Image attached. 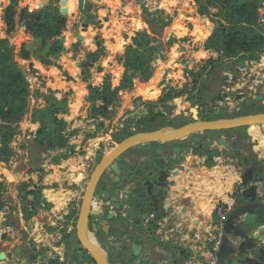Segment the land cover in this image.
I'll return each instance as SVG.
<instances>
[{"label": "crops", "instance_id": "1", "mask_svg": "<svg viewBox=\"0 0 264 264\" xmlns=\"http://www.w3.org/2000/svg\"><path fill=\"white\" fill-rule=\"evenodd\" d=\"M4 1L5 6L9 4V0ZM48 1L49 0H21L19 11L22 10L21 7L23 9L29 7L30 12L38 11L45 8L48 5ZM140 1H142L143 6L150 9V12L162 11L164 16L173 20V27L170 32L165 34L164 39L169 40L172 36L178 41V46L171 47L168 53H164L163 56H160L161 54L157 56L155 63H153V68H155L153 77L147 81L139 80L134 83V90H136L134 98L145 99L146 97L149 103H158L167 92L168 85L173 86L176 83L181 84L185 77L174 76L179 74L178 70H175V68L178 67L176 61L179 58L178 56L181 55V52L178 51L180 44H198V51L193 54L195 63H205V61L211 57L213 60L218 59L219 54L205 46V42L213 33V29H216L215 26L211 27V24L209 25L210 22L200 21V26L197 27H199L201 31H209V33L205 38L199 41H196L197 39L193 35V32L196 31V25L193 22L194 19L190 16V12L193 9L195 0H84L85 5L83 11L79 10V3L77 0H69L67 2V28L63 32L64 48L66 51V53L64 51L63 55L66 57H62L57 62V65L62 69H58L56 66H50L49 68L44 67L45 70H43L41 64H37L33 61H31V63L35 64V67H41L43 74H46L44 76L47 80L45 87L42 88L43 92L47 93L52 91L58 100L65 99L68 101V115L65 121L70 127V123L78 125L76 119L80 116L84 117V114L89 110V87H101L104 85L106 79L103 73L105 66L102 60H107V55H104L103 59L96 63V65H90V67L95 65V72L92 71L93 76L89 82L84 81L86 73L82 78H77V76H79V71L81 72V68H83L84 61L87 59V55H94L101 50H103V54L110 55L118 51L119 47H122L123 51L121 52V57L124 55L127 46L132 44V40L136 37L138 32L144 29L146 31L148 30L143 20V8L140 6ZM183 14L186 16L185 19H182ZM17 21H19V17H17ZM260 21L264 24V9H260ZM0 22H2V20ZM1 24L3 25V23ZM83 24L89 25V29H84ZM99 24L102 25L101 28H99ZM94 26L97 28H93ZM188 26H191V30ZM24 30L25 28L20 36L22 41L26 38ZM79 38H81V40H79ZM1 39H3L2 36ZM97 41L101 43L99 47L96 45ZM240 63H238V66ZM78 64H80V66ZM242 64H244V68L239 66V71L242 72V74L251 70L246 63ZM172 70L174 71L172 72ZM228 75L229 79L233 76V72L230 71V69H228ZM123 76L124 73L122 77L120 76L117 79L114 77V81H116L117 84H111L112 90L120 85ZM224 76H226V74L223 73L222 77ZM256 84L257 83L254 81H251V85L246 82L245 87L250 89L252 86H257ZM259 85L261 84L259 83ZM59 87L62 88L60 89ZM143 88L146 90L145 93L147 94H143ZM130 92L132 91H127L123 93L122 96L126 94L130 97ZM210 92L211 91H209L208 94ZM181 96L180 98L182 99L180 102L183 103L189 98L190 94L188 93ZM206 97L208 98V96ZM130 100H132V98H130ZM32 102L34 105L35 101ZM132 102L133 101H131V103ZM42 103L43 102L38 101L36 107L43 108L45 103ZM167 105L174 106L172 102H169ZM236 105L239 106L238 103H236ZM161 110L162 108L159 109V111ZM179 114L182 115L181 112H179ZM180 115H173L172 118ZM185 115L187 116L186 113ZM23 126L27 127L29 137H32L34 132L36 130L38 131L40 124H33L32 116L29 115L24 121ZM244 136L245 133L237 131H233L226 136H221L229 142L230 149L233 151H240V154H242L241 157L235 153L230 158L220 155L215 162L209 166L207 163H204L205 158L203 156L186 155L185 161L177 165L175 167V173L173 172L169 177L170 184L167 186L168 188L164 197L162 221L156 226V233L145 234L139 240L133 237L131 244L135 243L143 247L144 251L147 250L150 252L154 242H157L162 247L167 246L169 250L174 251L176 256H178L179 264H207L212 247V244H209L207 239L217 222L215 206L220 203H230L231 200L234 199L233 196L239 193L238 184L241 179L240 173L242 171L238 166L239 161H242L243 157H251L252 153L258 154L260 157L264 158V126L251 127L247 129L246 136H248V138L246 139V136ZM78 138L77 140L79 141L82 139L81 136ZM14 144L17 145L16 142ZM29 145L32 147V139H29ZM34 145L37 146L35 142ZM147 149L148 146H141L122 156V159L125 158V164L122 162V167L125 169V172L126 170H132V168H134V166L130 164L131 161L134 162V158H141V165L138 166V169L141 166L145 168L142 163L147 165V163L150 162L149 157L146 158L143 156ZM76 165V163L68 162L65 168H61L60 166L55 168L54 162L43 161L40 163L39 169L37 168L38 170L33 171L30 175L28 171L21 168H9L6 164L0 163V180L5 181L9 186V190L5 197L11 199L10 203H19V192L16 187L21 183H26L29 185L28 190L35 191L40 188H45L42 193V199L44 198L48 203L55 205L53 210L41 207L37 210L32 220H26L28 223L24 221L22 214H20L19 220H17L19 221V226L16 227L14 226L15 223H7L12 214L10 208L11 204L9 202L7 203V206L0 211V254H8L11 260H7L2 264H20L17 260V256H15V251L18 247L22 248V252L25 256L28 254V249L25 247L26 244L21 245L22 234H25L29 239L36 238L37 248H48L49 251H47V255L51 254L55 256V259H59L62 263L65 262L64 264H83V262L87 264L94 263L87 251H84L82 256L78 254L79 250H83L77 231L79 212L70 220L66 219L69 215L68 207L70 208L72 205L70 202L75 203L78 199L79 191L77 187L74 190L75 192H72L71 190L73 189H70L65 191V193L57 194L53 190L54 185H60V182L64 181L66 176L65 181L71 182V184L77 183V186H80V182H78L82 176L80 173H75L76 177L70 180L68 178V176L70 177V173L78 168ZM181 167L184 169L181 170ZM53 168L57 169V171L52 173ZM134 169H136V167ZM137 170L134 171V173L137 172ZM66 171L67 174H64ZM68 171H70V173H68ZM60 173L62 176L59 175ZM106 178L108 184L114 187L109 189L108 185L103 186L101 194L94 198L93 211L91 212V217L88 222L90 228L88 239L95 246L102 249L109 247L110 241L117 246L119 244L124 246L128 244L122 241L124 234L116 232V219L109 218L112 213L109 207L112 204L110 202H104L101 199V195L109 192L108 189L111 191V194L116 191L115 177L108 173ZM58 180L61 181L59 182ZM67 192L71 193L70 197L66 194ZM52 195H55V200H51ZM33 200V197H29V201ZM244 204L248 205V201H245ZM77 208L76 205L72 211H76ZM56 216H58L57 219L52 221L51 219ZM47 226L53 228L52 233L46 232ZM15 230L17 231L14 232ZM5 234L8 236L3 240L2 236ZM70 244H72V247L75 249V258L69 261L68 251ZM183 251L186 252V255L183 254ZM38 256L40 259L39 253ZM81 258L85 260L82 262ZM29 264L35 263L30 262ZM111 264L124 263L119 260V258H116V256H113Z\"/></svg>", "mask_w": 264, "mask_h": 264}, {"label": "water", "instance_id": "2", "mask_svg": "<svg viewBox=\"0 0 264 264\" xmlns=\"http://www.w3.org/2000/svg\"><path fill=\"white\" fill-rule=\"evenodd\" d=\"M68 1L63 0L66 16L68 14ZM77 2L79 3V10L83 11L84 0H77ZM204 3L205 0H201L198 9L191 11L190 14L201 12ZM83 25L84 29H89V25ZM101 27L102 25L99 24V28ZM93 28L97 27L94 26ZM23 29L16 19L15 31L9 36V39L15 41L21 36ZM51 45V42H48L43 50L34 52L32 58L34 60L47 59L52 49ZM96 45L99 47L101 43L97 41ZM246 64L248 65V63ZM78 65L80 66V64ZM243 65L242 63L239 64L241 68H244ZM21 72L27 78L23 68H21ZM222 72L226 74L221 79L224 91L219 92L211 99V103L221 104L220 111L215 112L216 120L200 121L199 108L195 107L191 109L193 122L185 125V127L135 134L123 140L116 149L112 151L107 149L108 154L89 179L90 182L83 197V204L77 221L78 238L83 247V250L78 251L79 255L82 256L84 251H87L94 262L93 264H111L113 256L119 258L124 264H176L178 256L167 246L162 247L159 243L154 242L150 252L147 250L145 252L143 247L135 243L131 244L133 237L139 240L145 234H153L158 223L162 221L163 215L160 211L158 197H162L164 200L167 186L170 184L169 177L173 172L175 173V167L185 161L186 155L203 156L205 158L204 163L207 165L210 162L214 163L220 155L230 158L235 153L241 157L240 151L230 149L229 142L225 138H219L213 134L264 126V113L229 119L220 117L221 112L228 109L222 103L231 100L227 90L232 91L233 86L238 83L235 76L229 79L228 69H223ZM262 82L264 83V77L261 78ZM261 90L262 87H259L258 91L261 92ZM243 98L244 94H237L233 99L238 101ZM254 100L262 102L264 97H255ZM246 102L250 104L251 99L247 98ZM209 105L210 103L206 100L200 110L202 108L207 109ZM62 114L68 115V112L63 111ZM40 133L41 129L36 132V134ZM141 146H148L143 156L150 158L148 169L151 172L146 176L145 168L141 166L132 175V172L124 175L125 169L121 165L122 156ZM242 159L238 163L242 169L238 184L239 203L227 219L222 244L217 254L218 264H264V158L252 153L251 157H243ZM180 169L183 170L184 168L181 167ZM107 171H111L116 179V191L112 194L111 191L104 193L101 195V199L112 204L109 207L112 212L109 218L116 219V232L123 233L122 241L128 244L117 246L110 241V246L102 249L88 239V234H90L88 222L93 211L95 194ZM146 177L150 179H145ZM152 178H156V180ZM158 191L160 192L157 195ZM235 197L234 195L233 198ZM245 201H248V205L244 204ZM41 203L50 208L54 207L44 198ZM7 236L6 234L3 235V240ZM35 243L36 239L30 240L25 245L28 249L26 256L23 254L22 248L16 249L15 256H17L20 264H29L30 262L42 264L46 260L49 249H40L37 246L35 248ZM7 260H11L10 256L1 253L0 264ZM84 260L81 258L82 262ZM83 264L87 263L83 262Z\"/></svg>", "mask_w": 264, "mask_h": 264}, {"label": "trees", "instance_id": "3", "mask_svg": "<svg viewBox=\"0 0 264 264\" xmlns=\"http://www.w3.org/2000/svg\"><path fill=\"white\" fill-rule=\"evenodd\" d=\"M196 1L200 3L201 0ZM20 2L21 0H9V6L3 16V22L9 36L15 31L17 17H19L21 27L26 30V38L21 43L18 57L23 61H28L32 53L43 50L47 43L51 42L50 54L47 59L41 60L42 63L50 65L53 60H58L65 51L63 32L67 28V17L63 0H49L45 8L34 12H30L28 8L19 11ZM263 5L264 0H206L201 11L202 14L209 13L211 8L218 9L215 21L216 29L205 42L209 49L219 54L218 59L213 60L214 63L225 65L228 62L240 63L259 58L260 54L264 52V29L260 21V9ZM143 16L153 29L170 25L169 22H164L168 17L165 18L166 16L164 17L162 11L150 12L143 8ZM198 28L196 27L193 35L202 40L209 31L203 32ZM161 47L162 43L159 40H153L150 35L138 32L132 40V44L127 46L122 57L126 72L120 85L112 90L108 77L103 87H95L89 90V102L95 105L94 112L97 115L107 116L109 109L118 103L119 93L130 90L137 77L146 81L152 77L154 73L153 63L162 52H159ZM14 48L8 39H0V163L4 164H8L16 156L11 144L18 134L20 123L28 114L31 95L29 80L21 72ZM197 81L198 78L195 79V84ZM207 93L206 86L195 87L190 92V103L193 107L199 108L200 121L217 119L215 111L210 110L211 112L206 113L200 110L202 104L207 100ZM181 95L180 93L178 97ZM46 98L48 99L46 107L35 109L32 114L33 123L41 124V133L37 135L34 142L37 146H48L50 151L65 148L68 146L71 137L65 134L67 123L63 119H59L57 115L58 112L66 110L68 104L66 101L58 100L52 92ZM175 98L177 97H173L172 93L164 94L158 103L151 105L149 115L141 118L134 130H122L114 136V142L119 144L135 134L156 132L163 129H180L192 123L193 117H188L185 113L172 118L165 112L169 109L167 104ZM97 102L100 104L96 105ZM156 106H161L162 111L155 112ZM260 113H264L263 102L251 100L250 104L245 102L238 113L220 117L229 119ZM235 131L247 135L246 129ZM231 132L233 131L217 132L213 135L221 137ZM247 138L248 136H246ZM212 164V162L208 163L209 166ZM28 188V184L19 188V195L25 193L27 198L28 196L34 198L29 203V206L33 208L32 212L25 209L24 215L27 221L32 220L34 214L41 208L40 202L45 189L29 191ZM7 190L6 182L0 180V211L6 206L5 195ZM76 211L71 212L66 219L73 218L77 213ZM183 254L186 255V252L183 251ZM179 263V261L176 262V264Z\"/></svg>", "mask_w": 264, "mask_h": 264}, {"label": "rangeland", "instance_id": "4", "mask_svg": "<svg viewBox=\"0 0 264 264\" xmlns=\"http://www.w3.org/2000/svg\"><path fill=\"white\" fill-rule=\"evenodd\" d=\"M8 6L9 4L5 6L4 0H0V21L2 20L1 23H3V25L1 24L0 26V35L2 36L3 39H8L11 46L15 47L14 49H16V54H17L16 60L18 61L20 68L22 67L25 73L27 74V78L30 83L31 95L29 97L28 114L25 116L23 121L20 123L18 134L14 138L11 144V147L15 151L16 156L14 157V159L11 160L12 162L10 161L6 165L9 168L10 167L21 168L25 171H28L31 175L33 171L39 169L38 167L40 163L43 161H50L52 163L54 162L55 168L57 166H60L61 168H65V165L68 162L70 163L73 162L74 164L76 163L77 164L76 167L78 168H76L75 171H72L71 173L70 171H68V173H70V177L68 176V178L70 180L73 177H76L75 173H80L82 175L80 181H78L80 182L79 183L80 186H77V183L71 184V182L65 181L67 177L66 176L64 181L60 182L61 180H58L61 184L60 185L55 184L53 187V190L57 194H59V193H65V191L70 190V189H73L71 190L73 192L77 187V190L79 191L78 197H77L78 199L75 201V203L70 202L72 205L70 206V208L68 207V211H69L68 214L73 212L72 209L76 205L78 207L76 212H79L80 214L82 204H83L82 202L83 197L85 195L87 186L90 182L89 179L91 178L94 171L97 169V166L107 156L108 154L107 149L112 151L113 149H116L117 146H119L120 144V143L116 144L114 142V136L120 133L122 130H127V129L134 130L135 125L140 121V119L149 115L150 108L153 103H149L146 97L145 99L144 98H134L135 96L134 94L136 90H134V86H133L130 90L120 92L118 103L115 104V107L109 109V113L107 114V116H102V115H97V113L94 112L95 105L89 102V98H90L89 96L88 98V103L90 105L89 110L87 111L86 114H84V117L80 116L78 119H76L78 125H76L75 123L74 124L70 123L71 125L70 127L67 124V129H66L65 134L71 137L69 139L70 144H68L67 147L50 151L48 146L46 147V145L44 147L35 146L34 140L37 139V135H38L36 134L37 130L36 131L34 130L35 132L32 137H29V131L27 130V127L23 126L24 121L27 119L29 115L32 116V119H33L32 111H34L35 109H42V107H36L38 101L45 103L44 107H46L48 103V99L46 97L49 96L52 91L47 92V93L43 92L42 88L45 87L46 80H47V78L44 76L46 74H43V70H45L44 67L49 68L50 66H56L58 69H62L59 65H57V62L65 55H63L64 54L63 53L58 60H53L50 65H46L45 63H42L41 60H34L32 56L30 60H28L27 62H23V60H21L18 57V53L20 50L19 48L21 46L22 39L20 37V38H17L15 41H11L9 39V34L7 33V28L5 27V24L3 22V16ZM140 6L142 8H146L145 6H143L142 1H140ZM198 6H199V3L195 0V3L193 4V9L191 11H196L198 9ZM21 9L23 8L21 7ZM28 9L30 11L29 7ZM146 9L150 11L149 8H146ZM261 9H264V8H261ZM217 15H218V9H215V8H211L209 13L202 14V12H199V13L190 14L191 18L194 19L193 22L196 25V27L200 26L199 23L200 21H202V22H210L209 25L211 24L210 26L211 27L215 26V28H216L215 21H216ZM182 17H183L182 19L186 18L184 14L182 15ZM143 20L146 23L147 26L145 27H147L148 30L146 31L144 29V30H141L140 32H143L146 34L149 33L150 37L153 40H160L159 42L162 43L161 50L159 51V52L162 51L160 53L161 55L159 54L160 56H163V54L166 52L168 53L171 47L178 46L177 45L178 41L172 36L169 38V40L164 39L165 34L170 32L173 27L174 23L172 19L167 18L166 21L163 19L164 22L166 23L169 22L170 25L166 27L157 28V29H153L151 25L145 20V18ZM262 26L264 29V24H262ZM188 28L191 30V26H188ZM196 39H197L196 41H199V38L196 37ZM198 48H199L198 44H194V43L193 44L188 43L187 45H184V44L179 45L178 51L181 52V55L178 56L179 58L176 61L177 63L176 65L178 67L175 68V70L176 69L178 70L179 74L174 75V76L176 77L182 76V77H185V79L184 80L179 79V80H183L181 84L176 83L173 86L168 85V88H167L168 90L165 94L172 93L173 97L175 96L177 97L171 100L174 106H169V109L165 111L168 115L177 116V115H180L179 112H181V114L185 112L188 117L192 116L191 109L195 107H193L192 103L189 102L190 99L188 98L183 103H181L180 100L182 98L180 97L182 96L180 97L178 96L180 93L182 95L188 94V93L190 94V92L192 91L191 89L195 87L198 88L199 86L201 87L206 86L208 89V92L211 91L209 94L207 93V96H208L207 101L210 103V105L209 107H207V109L202 108V111H205L206 113L211 112L210 110L215 111V112L220 111L219 107L221 106V104L217 102L211 103V99L214 96H216L219 92L224 91L222 80H221V77L223 76V72H222L223 69H230V71L233 72V76L237 77L238 83H236L233 86L234 88L233 91L228 90L229 95H230L229 98L231 100H228L222 103V105H226L228 109L227 111L221 112V117H227L229 115L238 113L240 111L239 107H241L247 101V98L254 100L255 97H259V96L264 97V83L263 82L261 83V78L264 77V52L260 54L258 59H254V60L250 59L248 61L241 62V63H248L249 69H251L249 72L242 74V72L239 71L238 63H234V62H228L225 65H220V64L214 63L213 58L211 57L210 59H207L205 63L203 62L195 63L193 54L196 51H198ZM102 51L103 50L98 51V53L94 55H90V56L87 55V59L84 61L83 68H81V72L79 71L78 73L79 76H77V78L78 77L82 78V76H84L86 73V76H84V81L89 82L93 76L92 71L95 72L96 63L101 61L104 55L105 56L107 55L106 57L107 60L105 61L102 60L105 66V70L103 72L106 76L105 81L109 77L111 84H117L116 81H114V77L116 79L120 76L122 77L123 73L125 74L126 72L125 68L123 67V62H122L123 56L120 57L121 52L123 51V48L119 47L118 51L113 52L110 55L103 54ZM156 59L154 60V63ZM31 61L37 64H41L43 66V70L41 69V67L39 68L35 67L34 66L35 64H32ZM91 64H95V65L90 67ZM154 71H155V68H154ZM173 71L174 70H172V72ZM196 78H198V81L195 84ZM139 80H142V79L140 77L139 78L137 77L135 79V82ZM251 81H254L255 83H257L256 84L257 86H252L250 87V89L245 87V83L247 82L249 83V85H251ZM259 83L261 85H259ZM259 87H262L261 92L258 91ZM93 88L95 87L91 86L89 87V90ZM127 91H132L129 93L130 97H128L126 94L122 96V94ZM145 92L146 90L143 88V94H147ZM52 93L54 94V92ZM237 94H242V95L244 94V98L242 100H239V102L233 99L236 97ZM130 98H132V100H130ZM32 101H35L34 105ZM62 101H66L68 104L67 100L64 99ZM131 101L133 102L131 103ZM262 102L264 104V100ZM236 103H238L239 106L236 105ZM99 104L100 103L97 102L96 105H99ZM161 108H162L161 106H156L155 112H158L159 109ZM63 111H67V109L58 112L57 116L59 119H63L65 121V119H67V115L62 114ZM251 111H254V110H251ZM33 124H40V123H33ZM39 129H41V124L39 126ZM80 136L82 139L79 141L77 139H79L78 137ZM29 139H32V147L29 145ZM15 142L17 143V145L14 144ZM55 168H53L52 173L54 171H57V169ZM64 174H67V171ZM59 175L62 176L61 173ZM25 184L26 183H21L19 186L16 187L19 194H20L19 188ZM8 190H9V186H8ZM66 194L70 197L71 193L67 192ZM21 196L24 197L25 193H23L22 195H19L18 204L10 203L11 199L5 197L7 201L6 206H7V203L9 202L11 204L10 208L12 210L11 217L7 223L9 224L15 223L14 226L16 227L19 226V221L17 220H19L20 214H22V218L24 219V221L27 222L25 220V215H24L25 209H27L29 212H32L33 210L32 206L31 207L29 206V203L32 202V201H29V197H32V196H28V198L25 196L24 199H22ZM25 198H27V200H25ZM41 207L48 208L49 210H53L55 208V205H54V208H50L49 206H44L43 204L41 205ZM33 217H35V214ZM57 217L58 216L52 218L51 220L54 221L57 219ZM46 232L52 233L53 228L47 226ZM35 239H29L27 238L25 234H22V244L21 245L28 244L30 240H35ZM35 248H36V243H35ZM74 254H75V249L72 247V244H70V248L68 251L69 261L72 258H75ZM43 262H46V261H43Z\"/></svg>", "mask_w": 264, "mask_h": 264}, {"label": "built area", "instance_id": "5", "mask_svg": "<svg viewBox=\"0 0 264 264\" xmlns=\"http://www.w3.org/2000/svg\"><path fill=\"white\" fill-rule=\"evenodd\" d=\"M238 194H236V197L231 200L229 203H220L215 206V214H216V224L213 228L212 233L208 236V243L212 244L211 250H210V256L208 259L207 264H218V257L217 254L221 247V241L224 236V228L227 223L228 217L231 215V213L237 208L239 199ZM55 260V256L49 254L47 255L46 262H43L42 264H49Z\"/></svg>", "mask_w": 264, "mask_h": 264}, {"label": "flooded vegetation", "instance_id": "6", "mask_svg": "<svg viewBox=\"0 0 264 264\" xmlns=\"http://www.w3.org/2000/svg\"><path fill=\"white\" fill-rule=\"evenodd\" d=\"M125 159V158H124ZM124 159H122V161H121V165H122V162H123V164H125V160ZM140 159L141 158H137V159H135L134 158V162L133 161H131V163L130 164H132L133 166H134V168L136 167V169H134V168H132V170L130 169V170H126V172H124V175H127L129 172H132L131 173V175L134 173V171H136L137 169H138V166H140L141 164V162H140ZM149 163H147V165L144 163H142V165H144L145 166V173H146V176H147V174L148 173H150L151 172V170L150 169H148V165ZM124 166V165H123ZM134 169V170H133ZM108 173L109 174H112V172L111 171H107V173H105L104 174V176L102 177V179H101V182H100V184H99V186H98V189H97V192H96V194H95V197H97L98 195H100L101 194V191H102V188H103V186H106V185H108V188L110 189V188H113L114 186L113 185H109L108 184V180H106L107 178H106V176L108 175ZM113 175V174H112ZM145 179H150L149 177H146ZM153 180H156V178H152ZM108 189V191H110ZM160 191H158L157 192V195H158V193H159ZM158 200L160 201V211L162 212V206H163V202H164V200H163V198L162 197H158ZM39 257V256H38ZM44 261H46V260H44ZM65 263V262H64ZM64 263H62L59 259H55V260H53L52 262H50L49 264H64Z\"/></svg>", "mask_w": 264, "mask_h": 264}, {"label": "bare ground", "instance_id": "7", "mask_svg": "<svg viewBox=\"0 0 264 264\" xmlns=\"http://www.w3.org/2000/svg\"><path fill=\"white\" fill-rule=\"evenodd\" d=\"M62 87H63V86H62ZM62 87H59V88L61 89ZM60 89H59V90H60ZM63 90H64V89H63ZM66 91H67V90H66ZM53 199H54V200L56 199L55 195H52L51 200H53Z\"/></svg>", "mask_w": 264, "mask_h": 264}]
</instances>
